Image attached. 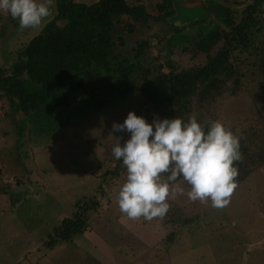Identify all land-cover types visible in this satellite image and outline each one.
I'll return each instance as SVG.
<instances>
[{
	"label": "rangeland",
	"instance_id": "1",
	"mask_svg": "<svg viewBox=\"0 0 264 264\" xmlns=\"http://www.w3.org/2000/svg\"><path fill=\"white\" fill-rule=\"evenodd\" d=\"M74 1L90 5L98 0ZM163 1L127 0L143 5L154 17L159 16L157 6ZM169 1L172 17L148 23L122 17L118 31L129 52L148 41L142 70L154 60L166 75L176 76L183 69L205 64L206 55L193 48L199 36L210 29L227 28L220 12L207 13L206 6L221 4L238 12L253 0H237L238 6L231 0ZM52 11L44 24L55 14V3ZM13 22L10 15L0 12V70H6L11 62L8 58L7 63L6 53L39 30H20ZM185 40L184 45H177ZM221 44L219 41L212 46L209 53L217 52ZM248 71V90L212 95L205 105L193 101L190 116L198 122L220 120L240 136L246 151L243 160L251 173L238 184L223 209L211 207L210 200L201 203L179 195L169 198L170 209L163 219L143 223L142 218H121L114 189L123 182L124 169L112 178L105 174L115 166L111 160L114 138L120 137L122 145L130 136L126 131L113 132V123H123L129 111L149 124L159 119L140 93L100 96L99 102H84L81 100L87 99L86 94H74L71 99L63 98L60 107L37 110L23 125L16 121L17 115L7 101L0 98V188L8 182L18 188L12 191V187L10 192L16 194L14 205L0 194V264H106L108 258L93 250L97 248L92 232L106 234L110 246L116 247V256L127 264H141L146 249L138 243L135 231L158 233L167 264H264V75L256 66H249ZM149 72L152 76V70ZM177 183L188 190L182 179ZM43 184L48 189L36 199L40 192L36 186L42 189L39 185ZM90 198L96 199L99 207L88 218V229L69 242L46 247L53 230L64 218H71L74 201ZM162 263L166 264L165 260Z\"/></svg>",
	"mask_w": 264,
	"mask_h": 264
},
{
	"label": "trees",
	"instance_id": "2",
	"mask_svg": "<svg viewBox=\"0 0 264 264\" xmlns=\"http://www.w3.org/2000/svg\"><path fill=\"white\" fill-rule=\"evenodd\" d=\"M54 3L53 17L33 36L20 41L17 49L9 50L6 59L8 63L11 58V62L6 70H0V98L17 115L16 121L18 115L27 118L37 110L60 107L63 98L71 99L74 94H86L87 99L81 100L84 102H99L100 96L126 95L131 91L140 93L159 119L186 121L193 101L205 105L212 95H235L248 90L245 81L249 66H256L264 75V0H253L238 12L221 4L206 6L207 13L220 12L227 28L199 36L194 49L206 55L205 64L183 69L176 76L166 75L154 60L142 70L148 41L133 46L129 52L118 31L122 17L142 22L172 17L171 1L158 5L159 16L155 17L143 5L127 0H98L90 5L74 0ZM231 3L238 6L237 0ZM13 23L20 29L17 20ZM219 41L222 44L217 52L210 54L211 47ZM252 57L257 60L246 61ZM244 149L240 145L242 156ZM111 160H115V166L105 173L109 177L118 175L123 168L122 161L113 156ZM235 166L239 170L238 185L251 171L244 160ZM0 194H10L14 202L9 188H0ZM79 203L74 204L71 218H64L53 230V236L49 235L46 247L69 242L88 229V218L99 203L93 198Z\"/></svg>",
	"mask_w": 264,
	"mask_h": 264
},
{
	"label": "clouds",
	"instance_id": "3",
	"mask_svg": "<svg viewBox=\"0 0 264 264\" xmlns=\"http://www.w3.org/2000/svg\"><path fill=\"white\" fill-rule=\"evenodd\" d=\"M53 8L54 0H0V12L17 20L20 30L42 29ZM112 131L130 134L122 145L120 137L114 138L111 148L125 169L123 182L114 189L122 219H163L169 198L179 195L201 203L210 200L215 209L230 203L238 186L235 165L243 156L241 137L222 121L198 122L193 115L186 121L154 118L149 124L129 111L123 123H113ZM180 179L187 191L177 183Z\"/></svg>",
	"mask_w": 264,
	"mask_h": 264
},
{
	"label": "crops",
	"instance_id": "4",
	"mask_svg": "<svg viewBox=\"0 0 264 264\" xmlns=\"http://www.w3.org/2000/svg\"><path fill=\"white\" fill-rule=\"evenodd\" d=\"M182 21H185V20H182ZM212 30H214V29H212ZM186 41L187 40H185L183 42H181V41L177 42L178 43L177 45H184V42H186ZM195 45H196V43L193 45V48H194ZM77 101H78V99H77ZM69 108H70V105L68 106V109ZM24 120H26V117H23L22 119H18V122L21 123V125H23L24 124ZM26 125H27V123H26ZM25 155H26V153H25ZM26 157H28V155H26ZM82 179H83V177H82ZM43 181H45V180H43ZM8 183H5L7 185L5 187L9 188V190L11 192V188L14 187V186L10 185ZM8 185H10L11 187H9ZM39 186H41L43 188L41 189V188H38V186H36L37 190L40 189V192L38 194H36V199H38L39 195H41L43 191H46L48 189L47 188L48 186H45L44 184L43 185H39ZM16 187L17 186H15L12 191L18 190V188H16ZM12 194L13 195H11V199H14L13 196H15L16 194L14 192H12ZM2 195L6 196L7 198L10 199V195L9 194H2ZM13 201L14 202L13 203L11 202V204L14 205V204L17 203V200L16 201L13 200ZM82 201L83 200L81 199V200H77V201H74V202H75V204H77V203L82 202ZM106 204H108L107 201H106ZM79 205H81V204L79 203ZM73 206H74V204H73ZM143 222H144V220H142V223ZM128 226H129V223H128ZM135 232H137V235H138V237H137L138 238L137 240L139 241L138 243L142 244L144 246V248L146 249L143 252V254H142V255H144L142 263L143 264H159L161 262V260H165V262L167 264V257H166V255L164 253H162L164 251V249H162V247L160 246V243H158V240H157L158 237H159L158 233L154 235V231L145 232V233H140L138 231H135ZM91 235H92L93 238H96V242L94 243L95 247L97 249H100V250H97V249H93V250H96V251L100 252V256L101 257H103L105 259L108 258L106 260V262H105L106 264H127V262H124L122 260V258H120L119 256H116V247L113 246L114 247L113 248V247L110 246V244L108 243L109 239H108V236H106V234H102L101 235V234H98V233L95 234L94 232H92ZM151 235H153V237H151ZM154 236H155V241L156 242H153ZM88 238H89V236H88ZM152 254H154V256H152ZM104 255H105V257H104Z\"/></svg>",
	"mask_w": 264,
	"mask_h": 264
},
{
	"label": "flooded vegetation",
	"instance_id": "5",
	"mask_svg": "<svg viewBox=\"0 0 264 264\" xmlns=\"http://www.w3.org/2000/svg\"><path fill=\"white\" fill-rule=\"evenodd\" d=\"M150 20H152V18H149V20L147 21V23L150 21ZM144 23H146V22H144ZM209 31H213L212 29H210ZM194 40V39H193ZM197 41V40H196ZM126 45H127V42L125 43V47H126ZM132 50V49H131Z\"/></svg>",
	"mask_w": 264,
	"mask_h": 264
},
{
	"label": "water",
	"instance_id": "6",
	"mask_svg": "<svg viewBox=\"0 0 264 264\" xmlns=\"http://www.w3.org/2000/svg\"><path fill=\"white\" fill-rule=\"evenodd\" d=\"M248 5H250V4H248ZM248 5H247V6H248ZM247 6H245V8H246ZM234 7H237V6H234ZM228 8H230L231 10H233L232 7H228ZM245 8H244V9H245ZM237 10H238V9H237ZM233 11H234V10H233Z\"/></svg>",
	"mask_w": 264,
	"mask_h": 264
}]
</instances>
